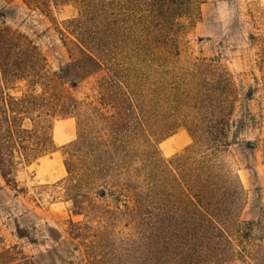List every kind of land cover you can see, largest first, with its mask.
I'll return each mask as SVG.
<instances>
[{"label": "rangeland", "instance_id": "1", "mask_svg": "<svg viewBox=\"0 0 264 264\" xmlns=\"http://www.w3.org/2000/svg\"><path fill=\"white\" fill-rule=\"evenodd\" d=\"M29 2L0 0V28L30 38L48 71L31 69L27 73L36 80L4 83L0 66V161L4 164L0 167V264L79 261V241L70 236L71 223L89 218L73 212L66 161L80 130L107 127L111 101L123 100L121 91L113 87L115 80L134 85L137 98L145 84L155 91L159 106L140 105L139 111L166 120L160 128L152 125L165 140L181 131L191 137L189 130H195L207 141V131L215 133L230 120L227 146L212 152L234 171L245 191L240 219L252 221L264 213V0ZM79 31L99 63L86 48L75 45ZM8 53L16 62L23 56L16 47ZM221 69L233 76L234 88L218 80ZM37 71L41 73L34 77ZM50 83L53 89L48 88ZM64 92L78 107V119L62 113L50 123L54 128L60 120L72 118L76 135L57 146L50 141L46 102L50 93L60 98ZM234 99L231 116L226 103ZM192 144L191 137L188 146ZM186 147L173 154L160 150L170 158ZM77 154L72 162L82 173L79 160L85 157ZM54 155L64 176L44 182L58 168L48 167L45 172L37 164L40 157ZM13 162H21L16 183H7L1 168L7 172Z\"/></svg>", "mask_w": 264, "mask_h": 264}, {"label": "trees", "instance_id": "2", "mask_svg": "<svg viewBox=\"0 0 264 264\" xmlns=\"http://www.w3.org/2000/svg\"><path fill=\"white\" fill-rule=\"evenodd\" d=\"M74 43L83 51L86 48L93 61H101L89 51L80 31ZM13 47L21 50L20 62L9 56ZM44 61L30 38L0 28L4 83L36 80L27 72L40 68L47 73ZM218 80H226L234 88L233 76L226 69L219 71ZM49 85L54 88L53 83ZM113 87L121 91L123 100L111 101L113 112L107 127L84 128L78 140L70 144L72 154L66 161L70 186L66 189L74 214L89 218L71 223L70 236L79 241L80 258L70 264H264V213L256 220L240 219L245 191L234 171L212 152L227 146L224 141L230 120L215 133L207 131V141L189 130L194 144L166 158L160 150L165 139L152 129V125L159 126L166 120L139 111L140 105L159 106L155 91L145 84L137 98L134 85L128 82L115 80ZM102 99L101 95V106ZM226 104L232 116L236 100ZM46 106L53 143L50 119L62 113L78 119V107L66 92L60 98L50 93ZM77 153L85 157L79 160L82 173L72 162ZM20 164L13 162L7 172L1 168L7 183H16L15 172Z\"/></svg>", "mask_w": 264, "mask_h": 264}, {"label": "crops", "instance_id": "3", "mask_svg": "<svg viewBox=\"0 0 264 264\" xmlns=\"http://www.w3.org/2000/svg\"><path fill=\"white\" fill-rule=\"evenodd\" d=\"M75 122L72 118H66L60 120L53 128V140L57 146H62L75 139ZM191 143V137L181 131L174 135L172 138L166 139L161 142L160 147L168 154H173L176 151L188 146ZM54 153H58L55 151ZM58 168L55 172H52L48 179L44 182H54L64 176V169L62 168L58 156H43L40 157V162L37 164L38 169H43L47 172L48 167Z\"/></svg>", "mask_w": 264, "mask_h": 264}]
</instances>
